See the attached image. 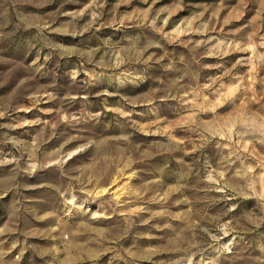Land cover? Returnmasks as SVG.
I'll return each mask as SVG.
<instances>
[{"label": "rangeland", "instance_id": "obj_1", "mask_svg": "<svg viewBox=\"0 0 264 264\" xmlns=\"http://www.w3.org/2000/svg\"><path fill=\"white\" fill-rule=\"evenodd\" d=\"M0 264H264V0H0Z\"/></svg>", "mask_w": 264, "mask_h": 264}]
</instances>
